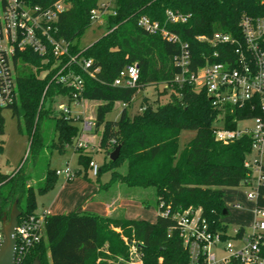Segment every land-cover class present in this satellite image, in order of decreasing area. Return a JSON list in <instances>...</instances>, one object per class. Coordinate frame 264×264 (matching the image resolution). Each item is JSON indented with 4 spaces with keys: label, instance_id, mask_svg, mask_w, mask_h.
<instances>
[{
    "label": "trees",
    "instance_id": "trees-1",
    "mask_svg": "<svg viewBox=\"0 0 264 264\" xmlns=\"http://www.w3.org/2000/svg\"><path fill=\"white\" fill-rule=\"evenodd\" d=\"M22 1L43 9L63 1L66 9L59 16L58 37L70 44L73 56L92 60L90 72L99 68L90 76L89 71L72 66L84 83L81 98L98 102L94 123L96 132L103 126L100 148L109 156L121 147L119 158L100 167L97 177L105 169L112 171V180H120L130 189L152 188L158 213L170 211L169 217L158 216L155 223L78 211L48 215L45 238L30 250L25 264L36 261L40 264H125L129 247L124 239L140 245L143 264H158L160 258L164 264H188L189 255L178 230L173 229L169 237L170 228L175 226L173 216L199 209L202 219L213 231L226 234L225 190L247 187L253 179L252 171L245 166L252 148L251 138L243 136L228 144L218 142L214 123L217 121L226 129L235 130L238 122L256 116L257 112L252 111L250 105L222 110L204 90L173 85L178 72L173 59L180 53V44L169 42L160 34L147 33L138 22L141 17H147L159 23L188 44L193 67H203L207 63L225 61L214 58V51L221 54L227 50L230 54L234 49L230 46L215 48L197 38L222 32L242 41L241 19L244 16L264 19V0H111L109 10L115 15L104 17V35L85 49L80 48L79 41L91 28V14L101 8L100 0ZM167 11L189 18L186 23H171ZM14 60L17 101L13 106L0 108V153L5 134L4 109H11L19 118L18 132L29 138L33 159L45 147L65 152L81 131L71 115L55 109L56 98L70 96V88L55 79L57 70H51L53 57L45 63L43 57L27 50L18 52ZM132 65H137L140 71L137 86L114 87L113 82L120 72ZM157 85L164 86L162 95L170 92L169 101L156 109L146 106L142 112L131 116L130 108L137 96L147 87ZM117 103L127 107L122 109L118 119L106 120ZM47 119L52 123L44 130L42 126ZM184 131H193L195 136L181 148ZM75 150L80 154L86 173L92 153L76 146ZM121 166L123 172L117 171ZM56 177V172L47 168L42 186L35 189L29 185L32 178L25 165L12 174L0 172V224L8 213L6 208L17 196L18 221L35 215L36 193L52 190ZM22 199L24 210L21 209ZM255 205L257 209H264V166Z\"/></svg>",
    "mask_w": 264,
    "mask_h": 264
},
{
    "label": "built area",
    "instance_id": "built-area-1",
    "mask_svg": "<svg viewBox=\"0 0 264 264\" xmlns=\"http://www.w3.org/2000/svg\"><path fill=\"white\" fill-rule=\"evenodd\" d=\"M111 1V0H110ZM111 4L101 5L100 9L92 11V24L102 26ZM66 9L63 1L55 3L51 8L43 9L25 4L22 0H0V108L13 106L17 101L16 90V64L14 58L18 52L30 50L43 57L48 63L49 57H53L54 64L51 70H57L55 79L58 83L70 88V96L57 97L55 106L64 114L71 115V107L77 106L86 100L81 98L84 91V83L80 75L72 70L77 65L83 71L94 76L99 68L90 72L93 66L92 60H85L73 56L70 52V44L63 38L58 37V20L61 13ZM168 21L171 23H186L189 16H182L172 11H167ZM138 25L144 31L152 35L160 34L169 42L180 44V53L174 57V65L178 72L174 76L172 84L182 88L189 86L196 91L204 90L213 104L224 110L236 106L250 105L256 116L246 119L252 121V126H244L229 130L222 126H215L214 135L218 142L228 144L243 136L252 140L250 154H255L257 159L254 163L245 162L246 168L250 169L255 176L247 188V199L256 204L257 187L262 183V167L264 166V19L254 20L247 16L241 19L239 28L242 33V41L234 38L231 34L216 32L212 37L200 36L198 41L206 42L215 48L230 46L234 52L214 51V58H223L220 63H207L203 67L194 68L191 52L187 43L170 34L157 22L147 17H141ZM232 54V55H231ZM67 58V61L65 59ZM140 71L137 65L125 67L114 80L113 86L119 88H135L139 82ZM72 102L69 103V99ZM126 108V104H122ZM145 109L140 107L142 112ZM82 121V133L87 134L93 130L95 123L89 120L76 118ZM77 148H82L77 144ZM83 149V148H82ZM90 171L94 177L98 176L100 167L91 162ZM65 174L67 180L73 178L69 170H58L56 175ZM241 209L242 205H235ZM49 212L25 217L15 231L17 250L15 264H25L30 250L45 238V219ZM170 211L166 209L158 213V216L167 218ZM255 220L251 230L246 232L245 227L235 229L230 236L229 231H213L201 217L199 209H189L181 214L173 216L175 226L182 239L183 247L189 255L188 264H264V209L254 210ZM0 224V247L3 243V234ZM226 236V239H225ZM230 240L238 242L237 248L232 251L226 246ZM128 258L125 264H143V255L140 245L128 243ZM158 264H164L160 258Z\"/></svg>",
    "mask_w": 264,
    "mask_h": 264
},
{
    "label": "rangeland",
    "instance_id": "rangeland-1",
    "mask_svg": "<svg viewBox=\"0 0 264 264\" xmlns=\"http://www.w3.org/2000/svg\"><path fill=\"white\" fill-rule=\"evenodd\" d=\"M99 3L100 5H107V3L111 4L110 0H100ZM104 33V24L102 26L92 24L91 28L86 31L79 41L80 48L85 49L92 46L104 35ZM163 90V85L147 87L133 102L130 108V115L132 116L140 113V107L151 106L156 109L158 106L166 104L169 101L170 92L166 95H162L161 92H163ZM144 97L146 99L145 102ZM97 104L96 101H85L77 106H72L71 116L74 119L80 118L94 123ZM55 109L59 111L57 105ZM122 109L121 103H117L114 110L106 116V120L118 119ZM20 113V120L21 123H23L22 111H20ZM3 117L5 120V134L2 137L4 144L2 152L0 153V172L12 174L25 165V169H27V172L32 178L29 185H32L35 189L42 186L47 168L55 172L69 169L74 175L71 181L67 180L65 174L59 175L56 177V185L52 190L45 194L36 193V214H42L49 210L52 213H69L72 210V206L75 204L74 200L77 196L82 195L89 196L93 204L99 202H106L109 204L110 209L112 211L114 210L111 217L124 216L127 214L131 219H143L150 223L156 222L158 209L155 204V194L152 188L130 189L122 181L112 180L113 175L110 170L103 169L99 177H94L90 168L85 173V166L80 163V154L75 150L77 144H80L84 151L92 153L91 162L96 163L99 167L103 168V166L110 163L109 156L100 148L103 126H100L97 132L94 126L90 133L84 134L81 132L80 136L74 141L73 146L68 147L65 152L60 153L45 147V149L33 159L30 154L29 138L18 132L19 118L11 109H4ZM51 123V119L45 120L42 126L43 129L47 130ZM74 124L82 131V121L77 120ZM252 124L251 120H247L239 123L238 126L240 128L244 126L251 127ZM214 125L222 126V124L217 121ZM194 136L195 133L193 131H184L180 138L181 148H183ZM256 159L257 157L255 154H250L247 157L249 163H254ZM116 170L123 172V166L117 167ZM254 176L255 174L252 173V177ZM95 190L97 191L94 192ZM248 192H250V189L244 186L235 189H227L226 191L225 204L228 215L224 217L223 223L228 226L230 236L233 235L235 229L240 227H245L247 233L251 231L248 226H251L255 220V205L254 202L247 199ZM17 199L18 196L15 198L14 202L6 208L8 213L3 222L5 223L6 229L10 225L16 204L18 208ZM92 203L85 205V211L96 212V214L103 216V206L100 208L101 211H97L94 207L98 205L93 206ZM237 204L242 205V208H235ZM21 209H25L24 199L21 201ZM117 232L119 231L117 230ZM238 244L239 243L234 240L225 243L226 246L231 247L232 251L237 248Z\"/></svg>",
    "mask_w": 264,
    "mask_h": 264
},
{
    "label": "water",
    "instance_id": "water-1",
    "mask_svg": "<svg viewBox=\"0 0 264 264\" xmlns=\"http://www.w3.org/2000/svg\"><path fill=\"white\" fill-rule=\"evenodd\" d=\"M121 147L118 146L110 155L109 160L115 162L120 156ZM224 216L228 215L227 210L223 213ZM20 217V211L17 208V204L14 208V214L11 218L9 227L5 228V223L2 224L1 232L3 234V243L0 247V264H15V256L17 250V240L15 238V231L18 225V219ZM4 222V221H3ZM34 264H40L35 262Z\"/></svg>",
    "mask_w": 264,
    "mask_h": 264
},
{
    "label": "crops",
    "instance_id": "crops-1",
    "mask_svg": "<svg viewBox=\"0 0 264 264\" xmlns=\"http://www.w3.org/2000/svg\"><path fill=\"white\" fill-rule=\"evenodd\" d=\"M96 191L97 190H95L94 192H96ZM226 191H227V189L225 190V194H226ZM74 201H75V204L72 206V210L69 213H71L73 211L88 212V211H85V208H86L85 205L92 203L91 198L89 196H82V195L81 196H77V198ZM95 205H98L97 207H94V209H96L97 211H101L100 208L103 206L102 207V209L104 210V212L102 211L104 213L103 214V217H111V214L113 213L114 210L112 211L110 209V205L109 204H107L106 202H99V203L93 204V206H95ZM47 212H49L50 215L63 214V213H59V212L58 213H52V212H50V210L47 211ZM89 213L96 214V212H89ZM66 214H68V213H66ZM113 217H115V216H113ZM117 217H119V216H117ZM124 217L127 218V219H131V218H129L127 216V214H125ZM141 220H143V219H141Z\"/></svg>",
    "mask_w": 264,
    "mask_h": 264
}]
</instances>
